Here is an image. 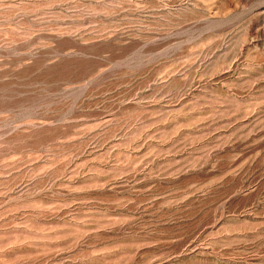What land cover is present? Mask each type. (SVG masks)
I'll return each mask as SVG.
<instances>
[{
	"label": "rangeland",
	"instance_id": "1",
	"mask_svg": "<svg viewBox=\"0 0 264 264\" xmlns=\"http://www.w3.org/2000/svg\"><path fill=\"white\" fill-rule=\"evenodd\" d=\"M0 264H264V0H0Z\"/></svg>",
	"mask_w": 264,
	"mask_h": 264
}]
</instances>
